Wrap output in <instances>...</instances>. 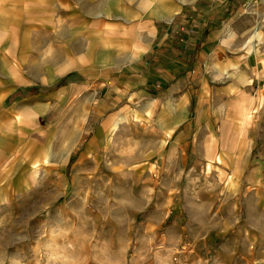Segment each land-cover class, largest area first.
Segmentation results:
<instances>
[{
  "label": "rangeland",
  "instance_id": "374dc122",
  "mask_svg": "<svg viewBox=\"0 0 264 264\" xmlns=\"http://www.w3.org/2000/svg\"><path fill=\"white\" fill-rule=\"evenodd\" d=\"M253 1L236 41L255 73L213 80L202 111L194 93L179 144L126 86L155 29L137 0H0V103L34 110L28 199L0 206V264H183L193 253L264 264V22L249 40L264 4ZM65 145L68 159H53Z\"/></svg>",
  "mask_w": 264,
  "mask_h": 264
},
{
  "label": "crops",
  "instance_id": "0c3cea01",
  "mask_svg": "<svg viewBox=\"0 0 264 264\" xmlns=\"http://www.w3.org/2000/svg\"><path fill=\"white\" fill-rule=\"evenodd\" d=\"M137 1L136 7L131 5L138 10L136 14L151 20L155 29L147 57H144L139 72L129 76L126 86L144 98L145 111L158 108L159 137H170L179 132L178 143L185 144L193 132L194 93L199 96L198 107L202 111V96L211 94V103L216 102L213 80H234L244 76L250 81L251 72L255 73L252 56L243 54L244 45L236 41V37L248 30V27L240 26V19L245 16L242 2L254 1ZM261 2L264 4V0L256 3ZM126 7L129 8V4ZM263 22L264 13L256 20L249 37L251 42L258 36ZM145 53L140 50L138 59ZM235 86L237 84L227 85L224 90L230 93ZM28 111H34L29 109L28 100L10 106L0 103V206L8 205L10 200L28 199ZM67 150L68 145L61 147L53 159L65 162ZM176 155L174 152L169 157L168 172L178 158ZM50 156L47 161L51 160ZM5 164L8 166L3 168ZM36 166L37 162L33 167ZM147 226L150 228V223Z\"/></svg>",
  "mask_w": 264,
  "mask_h": 264
},
{
  "label": "bare ground",
  "instance_id": "6f19581e",
  "mask_svg": "<svg viewBox=\"0 0 264 264\" xmlns=\"http://www.w3.org/2000/svg\"><path fill=\"white\" fill-rule=\"evenodd\" d=\"M228 225H229V224H228ZM187 254H188V253H187ZM221 254H222V253H221ZM222 255H224V254H222ZM183 256H185V255H183ZM179 259H180V258H179ZM183 264H201V262L198 261V260L196 259V256H195V254L193 253L192 257L189 258L188 260L186 259V260L184 261Z\"/></svg>",
  "mask_w": 264,
  "mask_h": 264
}]
</instances>
